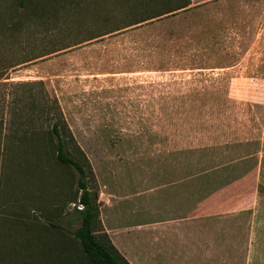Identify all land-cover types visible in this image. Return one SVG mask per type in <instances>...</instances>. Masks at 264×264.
<instances>
[{"label":"rangeland","instance_id":"obj_1","mask_svg":"<svg viewBox=\"0 0 264 264\" xmlns=\"http://www.w3.org/2000/svg\"><path fill=\"white\" fill-rule=\"evenodd\" d=\"M54 123L98 237L196 177L234 216L179 264H264V0H0V264H89Z\"/></svg>","mask_w":264,"mask_h":264},{"label":"crops","instance_id":"obj_2","mask_svg":"<svg viewBox=\"0 0 264 264\" xmlns=\"http://www.w3.org/2000/svg\"><path fill=\"white\" fill-rule=\"evenodd\" d=\"M192 179L194 181L169 182L159 187L157 190L161 189V196L159 193L157 196L161 199L154 203L148 202L146 223L137 224L130 218L131 215L126 214L131 219L130 225H125L116 234L110 235L114 246L131 264H141L144 260L148 264H157L159 260L163 262L158 255L167 253L169 263L179 264L181 248L197 247V244L201 254L204 232L213 231V236L219 229L218 224L222 218L234 216L229 214L227 202L220 204L218 201L214 202L213 198L202 197L200 183H197L196 177ZM159 201L160 209L157 204ZM230 206L232 207V203ZM136 234H140L139 239ZM214 237L217 238L215 235ZM136 240H140L138 248L135 247ZM196 251L194 249L190 254H196Z\"/></svg>","mask_w":264,"mask_h":264},{"label":"trees","instance_id":"obj_3","mask_svg":"<svg viewBox=\"0 0 264 264\" xmlns=\"http://www.w3.org/2000/svg\"><path fill=\"white\" fill-rule=\"evenodd\" d=\"M53 132L57 139L58 162L73 167L79 174L78 185L82 191L80 203L83 209L78 211L80 227L74 235L80 241L84 257L89 264H131L114 246L108 235H103L102 238L96 235L94 229L99 219V208L97 200L89 190L86 168L67 149L57 123L53 125Z\"/></svg>","mask_w":264,"mask_h":264}]
</instances>
